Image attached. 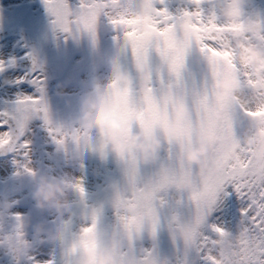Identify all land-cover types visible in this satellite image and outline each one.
<instances>
[{
    "label": "flooded vegetation",
    "instance_id": "1",
    "mask_svg": "<svg viewBox=\"0 0 264 264\" xmlns=\"http://www.w3.org/2000/svg\"><path fill=\"white\" fill-rule=\"evenodd\" d=\"M157 2L158 0L109 2L108 14L116 18L117 26L122 29L129 25L132 27L129 35L135 48L133 60L131 54L124 53L122 46L117 48L109 39L111 30L103 19L98 22L94 34L82 30L84 22L91 21L98 11L104 10L105 0H92L79 19L70 22V33L53 25L43 0H0V59L8 61L13 58V66L17 71L31 72L33 66H36L39 74L45 76L43 83L46 86V102L53 124L79 130L75 140L70 139L57 145L45 130L42 120L34 116L28 122L22 137L31 141L27 157L23 155L24 149L21 148L0 149V264H32L29 256L45 259L49 255L57 264L64 260L70 264L71 253L83 242L86 235L80 233V227L90 222V216L86 212H90L93 206L103 213L94 231L100 235V241L104 244L102 249L112 253L124 244L129 246L126 253H130L129 240L138 222V209L141 205L150 208L152 203L147 207L148 198H142L135 203L121 200L120 214L136 217L122 224L113 215L112 201L117 192L127 191L126 186L119 183L121 168L124 163L136 159L138 153L122 161L118 155H113L106 149H98L93 143L95 133L83 132L77 128L72 123V117L75 100L89 81L97 87H105L107 82L113 81L111 78L102 79L109 65H123L132 81L127 88H138V84L143 81L148 83L149 66L145 61L144 38L158 35L162 39L163 45L159 50L167 62L164 77L168 83L177 82L174 71L169 69L181 68L186 44L202 42L206 36L219 40V47L209 54L207 60L194 52L189 59V66L183 69L179 80L203 94L217 112V105L224 98L234 96L235 103L243 104L261 94L256 89L264 90V25L259 23L264 21V0H241L240 3H235L234 0H203L206 13L212 11L222 22L220 26L211 20L206 23L198 14L191 12L178 13L170 20L169 13L159 9ZM166 2L176 10L186 6L190 0ZM53 3L58 4L59 0H53ZM241 9L244 10L246 24H241L240 17L237 16ZM58 12L63 21V8H58ZM158 22L163 25L162 28L157 27ZM177 47L182 52V60L178 66L173 63ZM148 59L152 69L155 64L160 65L155 53ZM209 64L219 76L214 89L211 78L205 75ZM159 68L153 69L154 82L157 80ZM248 74L254 77L252 83L256 86L251 90L247 86ZM3 80L10 83L11 77L6 75ZM206 80L208 88L212 90L211 96L204 94ZM61 82L66 85L63 91L58 89ZM16 94L18 93L7 88L0 90V107H13ZM21 108L25 111L31 110L32 104L23 102ZM259 119L264 122V115H259ZM253 135L258 144L264 145V131L254 133L251 125L245 124L241 129V142L230 150L233 161L245 155ZM88 144L92 145L93 151L88 150ZM165 148L166 145H162L161 153ZM104 152L108 154L107 157L101 155ZM25 163L35 169L34 174L24 170ZM210 163L213 164V174L217 171L213 153L208 164ZM40 172L59 175L62 189L67 192L75 211L58 215L36 207L31 192ZM159 175L167 177L162 170ZM77 176L84 177L87 209L79 194L67 184L69 179ZM248 203V197L238 194L231 185H227L219 194L209 217L210 221L221 223L228 229L221 237V248L213 249L218 257L221 256V250L227 251L232 247L233 233L247 225L248 220L240 210ZM17 211L23 213L19 219L12 215ZM20 232L23 235H18ZM222 258L227 264V258ZM179 259L178 264H206L195 251L190 252L187 260L182 255H179Z\"/></svg>",
    "mask_w": 264,
    "mask_h": 264
},
{
    "label": "snow or ice",
    "instance_id": "2",
    "mask_svg": "<svg viewBox=\"0 0 264 264\" xmlns=\"http://www.w3.org/2000/svg\"><path fill=\"white\" fill-rule=\"evenodd\" d=\"M91 2L92 0H59L58 4H54L53 0H43L45 10L52 17L53 25L66 33L72 31L70 22L78 20L80 14ZM109 2L110 0H105L104 10L98 11L91 21L84 22L82 30L94 34L98 22L103 19L111 30L109 39L116 44L117 48L122 46L124 53L126 55L131 54L132 59L135 60L134 42L129 35L132 27L129 25L127 28L122 29L117 26L116 18L108 14ZM198 5L199 7H197ZM61 7L65 14L63 21L58 12V8ZM157 7L168 12L170 20L178 13L191 12L198 14L200 19L206 23L209 20L217 24V26L222 23L212 11L206 13L203 0H190L186 6L179 7L176 10L169 7L166 0H158ZM237 16L240 17L241 24L247 23L243 9L237 12ZM259 23L264 25V21H259ZM162 26L160 22L157 23L158 28H162ZM144 39L146 40L145 61L149 66L146 87L156 93L158 83L163 82L164 69L167 67V62L159 50L163 45V41L158 35ZM218 47L219 40L213 36L204 37L202 42H189L184 46V61L181 68L169 69V71H174L177 83H179L180 77L183 75V69L189 66V59L194 52H198L207 60L209 54L215 52ZM152 53H155L160 62L159 75L156 82L153 81V69L151 61L148 59ZM14 64L15 60L13 58L8 61L0 59V90L7 88L14 93H18L14 97L13 107H0V149L21 148L24 149L23 155L27 157V149L31 141L22 137L28 122L34 116H38L42 120L45 130L57 145H62L70 139L75 140L79 134L78 129L75 127L66 129L64 126L54 125L51 120L46 102V86L43 83L45 76L39 74L36 66H33L31 72L27 70L17 71L13 66ZM6 75L11 77L10 83L4 82L3 77ZM205 75L211 78L212 88L214 89L219 76L212 65L209 64L207 66ZM248 76V88L250 90L256 88L252 83L254 77L251 74H248ZM110 83H114V81L107 82L105 87H108ZM256 90L261 94L249 102L237 104L233 96L224 98L218 103L219 117L212 128L216 135L210 139L211 151L217 171L210 174L208 180L198 182L194 187L178 182L176 184L177 192L175 197L172 201H169L164 194L167 192V186L160 181L159 167H157V175L145 182H139L133 178L127 191L124 193L117 192L115 199L112 201L113 215L116 219L122 224H126L130 219H136L135 216L130 217L120 214L119 203L121 200L135 203L142 198H148L152 203L148 226L153 239H158L161 230L165 227L162 222V212L166 206L174 205L171 210V220H176L183 215L187 227L181 240L178 241L169 226V237L173 247L179 249L181 244L183 245L186 257L189 251H195L206 264H225V259L222 257L227 258V264H264V145L258 144L255 135H253L252 143L246 149L243 157L236 161H233L230 157L231 147L241 142V129L245 124L251 125L254 133L256 131H264V122L259 119V115H264V90ZM127 91L133 98L132 107L134 111L137 113L142 112L143 102H137L139 90L130 86ZM204 94L209 96L212 94V90L207 86V80L205 81ZM23 102H30L32 109L23 110L21 108ZM185 102L188 103L187 97ZM188 119H195L191 109L188 110ZM128 127L137 129L141 128L142 125L133 116L132 120L129 121ZM164 136L167 146L162 151L159 166H162L165 162L175 164L179 160V155L175 151L176 146L178 144L182 146V140L170 136L166 131ZM14 141L15 144L13 143ZM87 147L90 151L94 150L91 144H88ZM81 150H84L83 144L81 145ZM101 155L107 157L108 154L104 152ZM119 157L120 160L126 161L129 158L128 152L120 154ZM149 166L141 165L139 160H137L136 173L142 174L141 169ZM23 167L28 173L34 174L35 169L29 167L26 163ZM125 175H127V172H125ZM83 181V176H77L74 179H69L67 184L79 194L87 209V190ZM227 185H231L238 194L248 197V205L240 210L246 216L248 223L242 226L238 232L233 233L232 247L227 251L221 250V256L218 257L213 249L221 248V237L228 229L221 223L210 221L209 217L214 210L219 194ZM250 193H254V195L250 196ZM224 194L227 195V192H224ZM201 197H203V200H201ZM12 215L19 219L23 216V213L17 211L12 213ZM86 215L90 216V222L80 227L81 234L94 232L103 213L96 206H93L90 212H86ZM143 216L144 214L141 212L138 225V232H141V234L144 223ZM18 235H23V233L20 232ZM129 245L133 255H136V243L133 239L129 240ZM155 251L156 249L152 246L142 245L140 248L141 259L153 254ZM28 258L32 260V264H57L51 255L45 259H36L33 256ZM153 264H155V261H153Z\"/></svg>",
    "mask_w": 264,
    "mask_h": 264
},
{
    "label": "clouds",
    "instance_id": "3",
    "mask_svg": "<svg viewBox=\"0 0 264 264\" xmlns=\"http://www.w3.org/2000/svg\"><path fill=\"white\" fill-rule=\"evenodd\" d=\"M234 2L240 3L241 0H234ZM181 60L182 52L177 47L173 57L174 65L178 66ZM108 78L114 81L108 87H97L92 81L84 86L75 100L72 123L83 132H94L93 143L98 149H106L118 156L126 151L129 157L138 153L140 160L150 165L143 169V177L148 180L157 175V167L160 170L159 160L162 155L160 139L157 137L149 141L145 138L151 131L153 117L151 114L134 111L133 98L127 91V85L132 81L121 63L106 67L102 79ZM65 87V83L61 82L58 89L63 91ZM133 116L140 124H143V131L140 128L128 127ZM170 131L173 137L180 135L178 127ZM81 139H87V137H81ZM202 151V148H197L189 155H196ZM31 195L36 207L42 211L47 210L58 215L75 211L67 192L62 189L59 175L40 172L35 178ZM86 250L99 255L97 264H105L106 261L114 259V255L109 256L103 253L98 232H89L83 237V242L71 253V264H93L87 257Z\"/></svg>",
    "mask_w": 264,
    "mask_h": 264
},
{
    "label": "water",
    "instance_id": "4",
    "mask_svg": "<svg viewBox=\"0 0 264 264\" xmlns=\"http://www.w3.org/2000/svg\"><path fill=\"white\" fill-rule=\"evenodd\" d=\"M164 75H166L164 71ZM147 82L143 81L138 84L137 101L143 102L144 109L142 113L151 114L153 123L151 131L145 137L149 141L154 138H159L165 143L164 132L170 136L172 128H179L180 135L175 137L182 140V146H176V153L179 155V160L173 164L167 162L163 164L164 170L169 178L174 183L175 189L178 182L184 185L194 187L200 180L207 160L211 154L210 139L216 135L212 130L218 120V113L212 107L210 102L198 91L189 89L183 82H175L167 84L163 76V82L158 83L156 93L146 87ZM187 97L188 103L185 102ZM191 109L195 119H188V110ZM140 128L143 131V124ZM166 144V143H165ZM197 148H202V153L190 156V152H195ZM139 160L141 165H148L141 161L139 154L132 162H127L121 169V186H126L128 189L130 181L135 175L139 182H142V174L136 173V163ZM127 172V175H125ZM203 200V197H201ZM187 225L183 215L176 219V224L170 226V230L175 233L177 240L180 241ZM153 248L156 251L144 259H138L137 264H163L165 260L171 261L175 255L180 252L183 258L186 259L183 245L179 249L173 247V243L169 237V226L162 229L158 239H152ZM190 252V251H189Z\"/></svg>",
    "mask_w": 264,
    "mask_h": 264
},
{
    "label": "rangeland",
    "instance_id": "5",
    "mask_svg": "<svg viewBox=\"0 0 264 264\" xmlns=\"http://www.w3.org/2000/svg\"><path fill=\"white\" fill-rule=\"evenodd\" d=\"M159 67H160V65L157 63L153 66V69H156ZM190 85L193 86V83H190ZM160 170H162V166L160 167ZM212 170H213V164L210 163V165L208 166V170L206 171L205 175H203V177H202L203 179L201 181L208 180L209 175L211 174ZM159 178H160V181L167 186V192L164 193L166 199H168L169 201H172L175 197L176 191L174 190L171 183H169V180L167 179V177H165V176L162 177L161 175H159ZM148 200H149V202H148L147 207L149 206V204L151 202L150 199H148ZM140 207L141 208L138 209V222H137V225L134 227V230H133L134 233H133L132 238H131L136 243V249H137L136 255H133L132 249L130 250V253H126V249L129 246H126L124 244L119 246L117 248V250L113 251L112 253L103 249L104 254H108L109 256L114 255V259H110V260L106 261L105 264H135L136 256L141 257V255H142L140 252L141 246L142 245L152 246V243H151L152 233H151L149 226H148V219L150 218L149 213H150V209H151L152 205L150 206V208H144L142 205ZM173 207H174V205L166 206V208L162 212V222L164 223L165 226L174 221V220H171V210ZM176 207H181V206H176ZM141 212H143V214H144V216H143L144 223L142 225V234H141V232H138L139 218H140ZM101 245H104V244L101 243ZM86 255L93 262V264H97V262L99 260V255H97L94 252H86ZM179 260L180 259L177 256L171 262V264H178ZM69 261L71 264V258H69ZM58 264H67V262H66V260L59 261Z\"/></svg>",
    "mask_w": 264,
    "mask_h": 264
},
{
    "label": "bare ground",
    "instance_id": "6",
    "mask_svg": "<svg viewBox=\"0 0 264 264\" xmlns=\"http://www.w3.org/2000/svg\"><path fill=\"white\" fill-rule=\"evenodd\" d=\"M133 178L137 179V175H135ZM133 178H131V179H133Z\"/></svg>",
    "mask_w": 264,
    "mask_h": 264
}]
</instances>
